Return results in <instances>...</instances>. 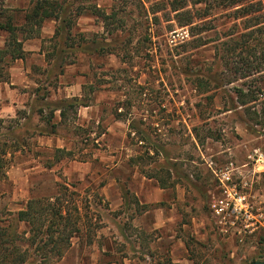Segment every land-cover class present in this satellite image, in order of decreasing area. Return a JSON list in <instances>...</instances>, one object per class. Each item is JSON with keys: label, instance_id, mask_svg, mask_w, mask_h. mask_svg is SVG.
<instances>
[{"label": "rangeland", "instance_id": "obj_1", "mask_svg": "<svg viewBox=\"0 0 264 264\" xmlns=\"http://www.w3.org/2000/svg\"><path fill=\"white\" fill-rule=\"evenodd\" d=\"M34 1L5 6L22 17ZM178 1L96 0L116 23L82 16L58 42L47 22L5 71L0 225L65 183L99 226L54 264H264V36L245 49V18L210 0L207 15L181 26ZM238 90L256 101L239 106ZM65 98L88 106L66 122L55 114L49 134L38 112ZM57 149L70 157L58 160ZM220 180L246 212H214Z\"/></svg>", "mask_w": 264, "mask_h": 264}, {"label": "trees", "instance_id": "obj_2", "mask_svg": "<svg viewBox=\"0 0 264 264\" xmlns=\"http://www.w3.org/2000/svg\"><path fill=\"white\" fill-rule=\"evenodd\" d=\"M95 1L88 0V4H84L82 0H35L30 10L25 11L22 17H17L21 11L6 7L5 0H0V37L3 36L4 39L0 47V83L7 82L8 75L5 71L11 63L26 58L23 41L39 37L46 21L55 23L52 39L56 38L58 42L62 37L65 41L69 39L71 30L81 16L94 17L105 26L116 23V14H107ZM210 1L224 2L223 5L228 9L236 8L233 10L234 18H245L246 32L241 35L240 45L252 50L249 43H258L260 37L264 36V0ZM188 2L193 5L204 4V11L193 13L186 9ZM208 4L209 0H179L172 2L171 9L176 12L175 18L179 25L190 26L195 15L199 18L207 15ZM248 76L250 75L244 77ZM200 83L201 81L198 87ZM254 101L255 96L237 91L239 106L243 107ZM46 106L50 109L49 114L43 115V110H39V118L51 128L49 134H53L56 131V124L53 123L55 113H58L61 122H66L69 111L76 115L77 108L88 105L72 98L57 100ZM154 151L156 155L161 153L157 148ZM149 153L150 150L145 151L146 157L151 159ZM3 155L4 149H0V179L3 177ZM70 155V152L57 149L55 157L62 160ZM148 178L157 179L156 176ZM157 181L160 188H166L162 180ZM84 204L76 187L65 183L58 184L54 196L28 200L23 209L9 215L7 225H0V264H54L66 255L74 238L81 236L87 244H91L93 234L99 226L92 222L88 213L83 214L89 207ZM21 223L28 226V231H19Z\"/></svg>", "mask_w": 264, "mask_h": 264}, {"label": "built area", "instance_id": "obj_3", "mask_svg": "<svg viewBox=\"0 0 264 264\" xmlns=\"http://www.w3.org/2000/svg\"><path fill=\"white\" fill-rule=\"evenodd\" d=\"M229 179V176H224L225 181H229ZM220 181L222 183L223 198L214 200V203L212 204L214 212L217 215H220L223 212H228L229 210H231V212H236L237 210H243L246 212L243 208V206L246 205L245 197L239 195L235 189L228 188L222 180Z\"/></svg>", "mask_w": 264, "mask_h": 264}, {"label": "crops", "instance_id": "obj_4", "mask_svg": "<svg viewBox=\"0 0 264 264\" xmlns=\"http://www.w3.org/2000/svg\"><path fill=\"white\" fill-rule=\"evenodd\" d=\"M82 17V16H81ZM94 18V17H93ZM47 22H52V23H54L53 21H46L45 23H47ZM44 23V24H45ZM43 24V25H44ZM55 24V23H54ZM43 27V26H42ZM42 29V28H41ZM54 30H55V28H54ZM53 30V31H54ZM33 39H35V38H33ZM33 39H28V40H24L23 41V50L25 51V52H27V51H29V50H27V48H26V46L28 45V42H31ZM1 46H2V44H1ZM27 53H29V52H27ZM17 62H22V60H17V61H15V63H17ZM65 99H72V98H65ZM58 100H61V99H58ZM55 114H57V117H58V119L60 120V118H59V116H58V113H55Z\"/></svg>", "mask_w": 264, "mask_h": 264}]
</instances>
